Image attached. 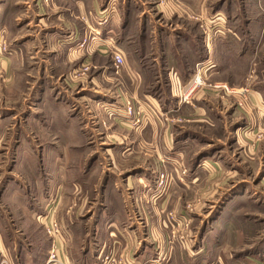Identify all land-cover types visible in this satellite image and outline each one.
Returning a JSON list of instances; mask_svg holds the SVG:
<instances>
[{"label": "crops", "instance_id": "obj_1", "mask_svg": "<svg viewBox=\"0 0 264 264\" xmlns=\"http://www.w3.org/2000/svg\"><path fill=\"white\" fill-rule=\"evenodd\" d=\"M16 1H0V34L9 30L10 17L17 7L21 13L17 20L18 37L12 42L18 46L14 62L18 61L19 72L24 75L33 69L40 75L38 90L48 88L52 89L51 93L58 90L52 101L57 106H65L64 117L67 115L77 121V131L73 142L57 145L62 144L73 161L87 156L88 169L76 176L80 180L89 179V182L76 179L74 185L69 183L65 171L69 173L71 167L57 159L54 170L59 182L51 184L44 192L39 213L44 214L47 207L55 209L58 218L65 220L66 226L68 224L67 229L62 238L56 240L45 228L40 230L36 225L37 210L26 207L25 194V199H19L17 206V211L24 209L22 213L14 214L11 208L9 212L0 213V264H46L54 241L61 247V254L71 258L74 264H103L108 254L124 259L125 264H175L176 245L172 251L167 237L166 211L172 194L169 190L167 194H160L156 201L153 199L154 174L160 170L173 173L179 169L172 161L175 148L172 128L168 124L161 130L158 123L162 114L168 121L171 113L177 112L186 122L208 123L212 127L221 125L229 131L232 127L237 139L242 138L245 143L264 132V89L256 88L262 82L244 85L249 71L242 83H237L239 80L235 81L230 75L247 59H250L248 68L250 64L252 67V57L258 59L263 50L264 0H217L213 8L208 0H163L166 3L157 4L155 10L148 5L150 0H121L116 9L112 2L108 3L110 0H53L52 5L43 0H18L17 5L13 4ZM134 7H137L135 12ZM103 9L113 10L105 26L99 24ZM240 10L244 11L243 18L238 16ZM155 13H161L164 22L160 18L156 20ZM216 13L227 17V23L221 22L225 33L219 32L217 22L209 20ZM134 14L140 19L136 25L130 23ZM197 16L200 20H196ZM151 27L161 30L155 33L150 31ZM83 38H87V43L80 46ZM114 46L126 59L117 73L124 86L122 92L133 99L136 107L139 103L146 106L153 116L151 124L141 131L115 113L122 109L125 100L118 96L119 89L105 85L106 77L112 76L115 70L113 65L106 66L108 58L114 62L111 52ZM80 64L96 66L92 72H100L96 77L89 75L91 84H83L85 88L81 90L80 84L69 82L67 77L61 81ZM198 71L205 82L224 80L235 86L253 87L247 109L239 108L230 96L214 94L205 85L195 87L193 79ZM257 74L261 79V74ZM106 110H113L110 118ZM52 117L54 123H59L58 117ZM103 121L109 122L112 128L103 129ZM44 130L40 132L49 133L48 128ZM59 134L56 131L53 138H59ZM195 134L194 141L199 137L197 132ZM138 136L147 143L143 149L157 153L162 168L136 161L134 165L120 168L118 173L117 167L108 160L133 153L140 143L131 144L132 139L137 140ZM191 136V133L179 135L178 145L190 144ZM50 145L55 153L61 152L55 144ZM99 151L103 153V160L91 162L92 156ZM252 151L256 149L252 150L250 145L249 153ZM213 154L221 158L217 157L219 159L212 164L213 169L218 170L224 154L221 150ZM226 156L224 162L232 164V156ZM201 167L195 164L194 171ZM96 173L107 174L110 181L95 182ZM193 178L192 183L196 184L199 177ZM75 204H79L76 209ZM85 219H91V227L85 225ZM77 235L88 242L80 244ZM197 257L194 255L186 264H204Z\"/></svg>", "mask_w": 264, "mask_h": 264}, {"label": "rangeland", "instance_id": "obj_2", "mask_svg": "<svg viewBox=\"0 0 264 264\" xmlns=\"http://www.w3.org/2000/svg\"><path fill=\"white\" fill-rule=\"evenodd\" d=\"M52 1L43 0L42 2L52 5ZM120 1L110 0L108 3L112 2L116 9ZM162 1L150 0L148 5L155 10L157 4ZM216 1L208 0V3H211L210 7H215L218 2ZM17 2L18 0L13 4L17 5ZM163 2L166 3V1ZM15 8L16 10L10 17L12 20H9L10 33L8 32L9 30H6V32L2 31L0 34V213L9 212L10 208L14 214L22 213L24 209L17 211V206L20 204L18 200L25 199L26 194V207L37 210L36 217H40L42 214L39 213L42 210L40 199L51 184L56 185L59 182L54 170L57 159H61L66 166L71 167L69 173L65 171V178L68 177L69 183L73 185L76 179L80 180L76 175L88 169L90 160L88 161L86 155H82L73 161L72 156L67 153L68 150L64 149L62 144L57 145V143L62 142H73L77 131L75 127L77 121L67 115V118L64 117L65 111L63 108L65 106H57L52 101L56 95L55 92L58 93V90L56 89L57 91L52 93L50 91L52 89L48 88L45 91L43 89L38 90L39 84H37V81L40 75L34 69L30 71L26 69L28 70L26 71L28 75H24L23 72H19L18 61L14 62L18 46L12 42H15L18 37L17 20L21 13L17 7ZM112 9L114 10V8ZM112 9L109 10L113 11ZM135 11H137V7H134ZM105 12L107 10L103 9L99 16L104 17ZM243 12L242 10L238 11V16L243 18ZM159 14L161 13H155L154 17L156 20L160 18L161 22H164ZM132 16L130 23L136 25L140 21L139 16L137 14ZM108 18L110 20V17ZM196 20H200V17L197 16ZM209 20L217 22L219 27H221V24L223 25V23L219 22L228 21L223 13H216L210 16ZM202 29L203 31L206 29L205 24H203ZM159 30L161 28L154 30L152 27L150 28V31L155 33H158ZM85 39L87 40V38L82 39V43ZM262 48L263 50L258 59H253L252 57L250 62L252 67L250 64L248 68L250 59H247L241 63L243 66L238 67L237 71L230 73L234 80H239L237 83H242L246 77V72L249 71L250 74H248L243 84L260 81L262 83L256 88L264 89V46ZM111 50L113 57L114 52L118 49L114 46ZM112 62L110 58L106 59V66L112 67L113 65L115 70L112 76L106 77L108 81H105V85L114 86L116 90L119 89L118 96L123 101L125 100V103H122L124 104L122 109H117L115 113H118L120 118L127 121L132 128L141 131L143 127L146 128L151 124L150 118L153 116L146 111V106L139 103L138 108L141 109V115L148 117V120L143 124L140 123L139 126H134L130 119L125 117L126 103L131 102L134 105V102L126 92H122L125 91L123 90L124 86L120 78L118 79L117 77V73L121 71L124 65L117 69L115 63ZM95 67L93 68L89 64H80L72 74H67L61 78V81L67 77L69 82L80 84L79 89L81 90L85 88L83 84L85 86L91 84V79L88 80L89 75L96 77L100 74L97 70L96 73H93L94 69H96ZM257 73L261 74V79H258ZM243 77L244 79L242 80ZM114 79L116 81L113 83ZM222 83H227L235 92H237V89L247 90L248 97H246L248 99L245 107L241 105L240 101L242 98L246 99L243 95L215 88L214 85ZM204 85L213 91L214 94L225 95V97L230 96L239 108L247 109L250 89L252 90L253 87L235 86L224 80L219 82L203 81L202 86ZM77 92L78 90H76ZM64 99H67L66 96H64ZM106 111L108 118H110L113 110ZM171 114L168 121L165 120L166 117L162 114L161 122L158 121V124L161 130L164 127L167 128L168 124L172 128L175 145L172 161L179 170L177 169L178 172L175 171L173 173L160 170L154 174L156 188L153 199L156 201L160 194H167L169 190L172 194L166 211L168 217L167 237L172 236L174 230L179 236V238L173 240L172 245L168 240L169 248L173 251L176 245L177 249V258L174 255L173 262L175 264H186L188 259L197 255V258H201L204 264H264V132H260L258 136L255 135L253 137L254 140L248 139V142L245 143L242 138H240L241 141L237 139L232 127L229 131L227 129L224 130L221 125L212 127L208 123H190L181 118L177 112ZM52 116L58 117L59 123H54ZM237 120L241 121V119ZM60 125L62 128H60ZM101 126L106 130L112 128L107 121H103ZM182 127L188 131L182 129ZM44 128H48L49 130L47 131L49 133L40 132L45 131ZM96 128L99 129V125ZM56 131L60 133L59 138H53V133ZM195 132H197L199 137L194 141ZM188 133L193 135L190 137L192 142L178 145L179 135L183 137L184 134ZM158 138L159 136H157V140ZM56 139L58 141L53 142ZM115 139L113 136L112 140ZM132 140L133 143L131 144L140 143L138 149H135L131 154L122 156L123 158L119 155L118 157H110L108 160L112 166L115 165L117 167L118 173L121 172L120 168L134 165L136 161L140 164L149 163L156 169H159L158 166L162 168L160 165L162 161L159 160L157 153L154 154L143 149L147 144L144 138L138 136L137 140ZM259 142L260 145L257 146ZM50 144H55V148L61 152H56L58 154L56 155L55 151L50 149ZM250 145L252 150L256 149V151L249 153ZM218 150H221L224 156H221L223 160L220 163V169L217 170L213 169L212 164L217 157L220 158V155L213 154V152ZM101 152L99 151L96 153L97 155H93L91 162L103 160V153ZM225 153L232 156V164L227 165L224 162V158H227ZM261 162H263L262 168ZM195 164L201 165L202 169L195 172ZM195 175L199 177L196 184L192 183ZM93 179L95 182L100 183L102 181H110L107 178V174L103 173L94 174ZM80 181L85 183L89 182V179H81ZM171 184H175V186H171ZM78 205L75 204L74 209ZM148 210H151V208H148ZM49 212L50 214L52 213L56 222L60 224L64 234V229H67L68 224L66 226L64 224L65 220L58 218L55 209L50 210L47 207L44 214L46 215ZM37 213L39 214L37 215ZM37 220L38 223L36 225L38 228L40 230L45 228L38 218ZM85 220L88 224L90 223L88 225L85 222V225L91 227V219ZM70 232H73L71 228ZM77 237L80 244L88 242L86 239L82 240L81 235H77ZM158 243L159 247H161V241ZM69 259L72 261L71 258ZM72 263L74 264L73 261Z\"/></svg>", "mask_w": 264, "mask_h": 264}, {"label": "built area", "instance_id": "obj_3", "mask_svg": "<svg viewBox=\"0 0 264 264\" xmlns=\"http://www.w3.org/2000/svg\"><path fill=\"white\" fill-rule=\"evenodd\" d=\"M110 12L111 10H107V12H105L106 13L105 16L100 17L99 24L104 25L105 23L108 22L109 20L108 17H110ZM214 24H216V22H214ZM218 30L220 33H225L224 30L222 31L221 27H218ZM86 42L87 40L85 39L84 42L80 44V46H84ZM113 59H114L115 67L117 69H120L126 63V59L124 55L119 50L114 52ZM198 78H200V80L203 79L199 71L196 73L193 79L195 87L203 84V80H202V82L199 85H196ZM214 86L215 88L223 90L225 92H234V93L240 94L241 96L243 95L244 98L246 99L242 98L240 101H241V105L245 107L246 100L248 99L247 90L237 89L236 90L237 92H235L231 87H229L227 83L217 84ZM138 106L135 107L131 102L126 103V106H125L126 107L125 117L129 118L130 122H132L134 126H139L140 123L143 124L145 121L148 120V117L146 118L141 115V111H140L141 109H139ZM38 219L40 222L44 224L47 234L51 236L53 240H56L57 238L59 239L62 238L63 229L61 228L60 224L56 222L55 218L52 216V213L50 214L49 212V213H46V215L41 214L40 217H38ZM175 238H179V236H177L176 231L174 230L172 233V236L169 237V243L171 245L173 244V240ZM61 251H62L61 247L54 241L52 244V248L49 252V257H48L46 264H73L70 259L66 258L65 256L61 254ZM2 264H5V262H3ZM103 264H125V260L120 257L118 258L117 256H114L113 254H108L104 256Z\"/></svg>", "mask_w": 264, "mask_h": 264}, {"label": "bare ground", "instance_id": "obj_4", "mask_svg": "<svg viewBox=\"0 0 264 264\" xmlns=\"http://www.w3.org/2000/svg\"><path fill=\"white\" fill-rule=\"evenodd\" d=\"M202 82V80H200V78L197 79L196 85H199ZM101 100V99H100Z\"/></svg>", "mask_w": 264, "mask_h": 264}]
</instances>
